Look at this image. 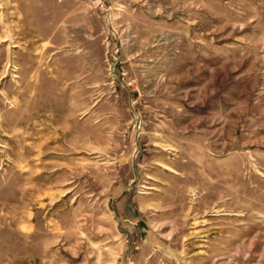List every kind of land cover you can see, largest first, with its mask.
Here are the masks:
<instances>
[{"label":"rangeland","instance_id":"obj_1","mask_svg":"<svg viewBox=\"0 0 264 264\" xmlns=\"http://www.w3.org/2000/svg\"><path fill=\"white\" fill-rule=\"evenodd\" d=\"M0 264H264V0H0Z\"/></svg>","mask_w":264,"mask_h":264}]
</instances>
